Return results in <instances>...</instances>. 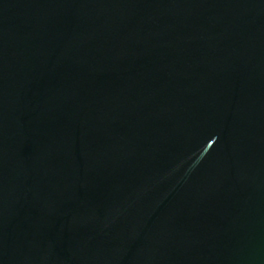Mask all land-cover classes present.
<instances>
[{"label":"water","instance_id":"1","mask_svg":"<svg viewBox=\"0 0 264 264\" xmlns=\"http://www.w3.org/2000/svg\"><path fill=\"white\" fill-rule=\"evenodd\" d=\"M0 264H264V0H0Z\"/></svg>","mask_w":264,"mask_h":264}]
</instances>
